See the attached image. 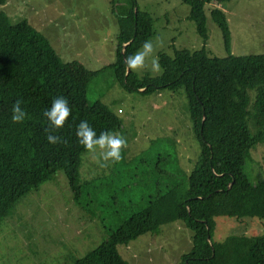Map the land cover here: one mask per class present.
I'll return each mask as SVG.
<instances>
[{"label":"trees","instance_id":"obj_1","mask_svg":"<svg viewBox=\"0 0 264 264\" xmlns=\"http://www.w3.org/2000/svg\"><path fill=\"white\" fill-rule=\"evenodd\" d=\"M181 1L188 5L187 17L194 22L203 45L195 50L175 49L172 55L159 52L162 71L155 76L126 74V57L154 34L152 16L140 9L136 0L115 5L116 58L98 70L76 60H62L48 38L28 21L11 24L0 9V216L19 197L62 171L71 202L99 219L107 231L99 244L72 257L70 264H127L117 249L119 244L144 233L156 234L162 225L173 221H182L191 231V246L176 264H264V232L230 234L220 241L213 238L217 216L264 218V177L252 180L244 171L251 149L264 142V53H231L228 21L217 6L228 0ZM5 2L0 0V5ZM206 4H213L209 15L221 31L227 51L223 57L211 56L205 48ZM106 68L114 70L129 92L183 90L200 147L186 189L180 190L176 182L160 188L150 178L135 201L122 198L124 190L119 188L123 178H115L119 170L80 180L86 150L78 143L76 126L86 120L99 135L115 132L122 125L99 99H87L89 82ZM59 96L67 98L71 108V116L57 133L66 143L49 145L43 113ZM17 100L24 102L28 114L20 124L11 120ZM163 156L158 154L156 162ZM106 213L118 220L117 227H105Z\"/></svg>","mask_w":264,"mask_h":264},{"label":"rangeland","instance_id":"obj_2","mask_svg":"<svg viewBox=\"0 0 264 264\" xmlns=\"http://www.w3.org/2000/svg\"><path fill=\"white\" fill-rule=\"evenodd\" d=\"M125 0H6L0 9L11 24L28 21L45 35L64 61L76 60L90 70H98L116 58L118 14L115 5ZM140 9L153 18L154 34L149 38L159 52L172 55L175 49L195 50L203 42L188 19V5L181 0H136ZM205 5L211 56L227 55L220 29ZM226 15L231 34V53H264V0H228L218 5ZM149 74L150 61L137 73ZM143 90V89H141ZM87 99H99L122 121L127 140L121 164L101 168L91 153L82 154L80 180L116 172L121 179L122 198L138 200L151 178L160 188L178 183L187 188V175L199 155V142L192 132L186 98L181 88L156 89L144 94L127 91L106 68L88 84ZM251 131H253L251 129ZM158 154L164 155L156 162ZM161 157V156H160ZM122 168L123 171H120ZM244 171L252 180L264 177V142L250 151ZM126 184L123 188V185ZM62 171L36 190L19 197L0 216V264H70L95 247L107 234L101 221L74 205ZM101 195V194H100ZM99 195V196H100ZM104 196V194H103ZM118 220L105 217V227H117ZM114 224V225H113ZM264 232V218L215 217L214 240L230 234L255 235ZM191 246V231L182 221L160 227L156 234L144 233L117 249L127 264H176ZM69 259L65 260V257Z\"/></svg>","mask_w":264,"mask_h":264},{"label":"clouds","instance_id":"obj_3","mask_svg":"<svg viewBox=\"0 0 264 264\" xmlns=\"http://www.w3.org/2000/svg\"><path fill=\"white\" fill-rule=\"evenodd\" d=\"M155 47L153 41L146 40L141 47L125 59L126 71L141 72L150 61V71L159 74L162 69L158 57L154 55ZM22 100H17L12 106L11 120L14 124L23 123L27 118V111L22 106ZM48 121L45 129L46 140L49 145L66 143L57 133L62 130L71 116V108L67 98L59 96L52 100L51 107L43 113ZM75 135L78 143L83 146L86 152L96 158L99 167L107 168L120 163L123 159V150L127 147L126 138L119 132L102 131L97 135L96 131L86 120H82L76 126Z\"/></svg>","mask_w":264,"mask_h":264},{"label":"water","instance_id":"obj_4","mask_svg":"<svg viewBox=\"0 0 264 264\" xmlns=\"http://www.w3.org/2000/svg\"><path fill=\"white\" fill-rule=\"evenodd\" d=\"M128 43H129V42L125 43L123 46L125 47ZM122 52H123V50H122ZM129 72H130V71H126V74L129 73ZM207 238H209V237H207Z\"/></svg>","mask_w":264,"mask_h":264},{"label":"crops","instance_id":"obj_5","mask_svg":"<svg viewBox=\"0 0 264 264\" xmlns=\"http://www.w3.org/2000/svg\"><path fill=\"white\" fill-rule=\"evenodd\" d=\"M210 6H213V4H210ZM218 6V5H217ZM188 16V15H187Z\"/></svg>","mask_w":264,"mask_h":264}]
</instances>
